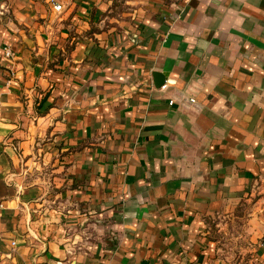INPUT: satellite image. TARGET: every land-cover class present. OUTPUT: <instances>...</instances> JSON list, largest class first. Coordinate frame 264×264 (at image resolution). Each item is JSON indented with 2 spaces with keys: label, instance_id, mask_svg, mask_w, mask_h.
<instances>
[{
  "label": "crops",
  "instance_id": "crops-1",
  "mask_svg": "<svg viewBox=\"0 0 264 264\" xmlns=\"http://www.w3.org/2000/svg\"><path fill=\"white\" fill-rule=\"evenodd\" d=\"M247 201L264 0H0V264H231Z\"/></svg>",
  "mask_w": 264,
  "mask_h": 264
},
{
  "label": "rangeland",
  "instance_id": "rangeland-1",
  "mask_svg": "<svg viewBox=\"0 0 264 264\" xmlns=\"http://www.w3.org/2000/svg\"><path fill=\"white\" fill-rule=\"evenodd\" d=\"M256 201L240 204L234 217H216L209 223L211 236L217 241L224 259L231 264H255L253 247L264 230V217L259 216L263 209Z\"/></svg>",
  "mask_w": 264,
  "mask_h": 264
},
{
  "label": "water",
  "instance_id": "water-1",
  "mask_svg": "<svg viewBox=\"0 0 264 264\" xmlns=\"http://www.w3.org/2000/svg\"><path fill=\"white\" fill-rule=\"evenodd\" d=\"M165 74H162V72H156L154 73V83L156 86H161L163 82L165 81Z\"/></svg>",
  "mask_w": 264,
  "mask_h": 264
},
{
  "label": "built area",
  "instance_id": "built-area-1",
  "mask_svg": "<svg viewBox=\"0 0 264 264\" xmlns=\"http://www.w3.org/2000/svg\"><path fill=\"white\" fill-rule=\"evenodd\" d=\"M54 8L57 9V10H60L61 9V5L60 4H54ZM10 54H11V51L7 48L6 52H5V55L9 56ZM11 243L14 244L13 241Z\"/></svg>",
  "mask_w": 264,
  "mask_h": 264
}]
</instances>
